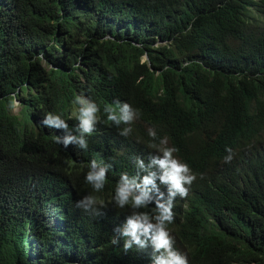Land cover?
Masks as SVG:
<instances>
[{
  "label": "trees",
  "instance_id": "obj_1",
  "mask_svg": "<svg viewBox=\"0 0 264 264\" xmlns=\"http://www.w3.org/2000/svg\"><path fill=\"white\" fill-rule=\"evenodd\" d=\"M78 94L101 109L87 150L42 123H77ZM117 100L141 113L127 138ZM149 128L197 174L169 225L189 264H264V0H0V264H150L112 243L111 205ZM92 159L112 165L98 216L76 206Z\"/></svg>",
  "mask_w": 264,
  "mask_h": 264
},
{
  "label": "clouds",
  "instance_id": "obj_2",
  "mask_svg": "<svg viewBox=\"0 0 264 264\" xmlns=\"http://www.w3.org/2000/svg\"><path fill=\"white\" fill-rule=\"evenodd\" d=\"M19 104V101H14ZM75 111L74 125L60 113L48 112L42 123L46 127L63 130V135H56L55 142L65 149L74 145L82 150L89 147V138L96 132L102 122L100 106L92 99L78 94L72 101ZM103 112L110 126L118 130L125 138L133 133V124L140 118V110L126 101H115L105 105ZM72 118V117H70ZM151 138L150 147L156 148L147 160L135 156L133 163L135 173L121 172L111 196V205L118 210H128L124 222L116 227L112 238L113 244H120L125 252L133 248L151 249L150 264H189L188 255L178 249L175 237L169 225L174 223L175 200L179 196H188L190 186L197 179V174L190 165L181 160L176 153L179 149L168 146L167 137H158L155 128L148 129ZM159 139V144L156 143ZM231 153V149H226ZM231 155L225 157L229 162ZM112 165L104 160L92 159L87 164L85 182L91 186L92 192L84 195L76 202V206L85 212L98 216L108 203L96 193H101L108 182V173ZM227 169H234L230 164ZM154 205V208L150 206Z\"/></svg>",
  "mask_w": 264,
  "mask_h": 264
},
{
  "label": "rangeland",
  "instance_id": "obj_3",
  "mask_svg": "<svg viewBox=\"0 0 264 264\" xmlns=\"http://www.w3.org/2000/svg\"><path fill=\"white\" fill-rule=\"evenodd\" d=\"M19 109H20L19 104L14 103L13 108H12L13 113L17 114V113L19 112ZM250 155H251V154H246L245 156H242V157H238V158H236V159L233 161V163H232L231 166H232V167L235 166L236 163H237V161H240L241 158H243V159L245 160L247 157H250Z\"/></svg>",
  "mask_w": 264,
  "mask_h": 264
}]
</instances>
